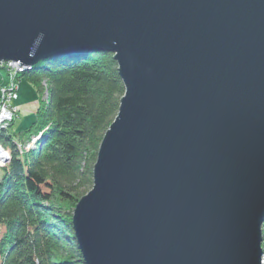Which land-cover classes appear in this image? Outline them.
I'll return each instance as SVG.
<instances>
[{
  "label": "water",
  "instance_id": "1",
  "mask_svg": "<svg viewBox=\"0 0 264 264\" xmlns=\"http://www.w3.org/2000/svg\"><path fill=\"white\" fill-rule=\"evenodd\" d=\"M113 55L125 88L73 230L85 264H262L264 0H0V67Z\"/></svg>",
  "mask_w": 264,
  "mask_h": 264
},
{
  "label": "trees",
  "instance_id": "2",
  "mask_svg": "<svg viewBox=\"0 0 264 264\" xmlns=\"http://www.w3.org/2000/svg\"><path fill=\"white\" fill-rule=\"evenodd\" d=\"M22 80L39 108L29 129L12 134L14 121L1 133L11 158L0 170V262L85 264L73 213L93 188L100 145L125 95L118 65L110 53L63 54L21 73ZM48 184L50 192L40 193Z\"/></svg>",
  "mask_w": 264,
  "mask_h": 264
},
{
  "label": "built area",
  "instance_id": "3",
  "mask_svg": "<svg viewBox=\"0 0 264 264\" xmlns=\"http://www.w3.org/2000/svg\"><path fill=\"white\" fill-rule=\"evenodd\" d=\"M18 65L19 63H8L3 65L5 71L9 74L11 83L0 88V137L2 131L5 130L10 123L14 122L19 115L18 108L14 106V103L18 99L19 85L17 77L28 69L22 67V65L21 67ZM45 99H48V93H46ZM34 143L35 139H33V141L27 146L26 150L32 148ZM10 158V151L6 149L0 141V170L9 163ZM262 264H264V255L262 258Z\"/></svg>",
  "mask_w": 264,
  "mask_h": 264
},
{
  "label": "rangeland",
  "instance_id": "4",
  "mask_svg": "<svg viewBox=\"0 0 264 264\" xmlns=\"http://www.w3.org/2000/svg\"><path fill=\"white\" fill-rule=\"evenodd\" d=\"M10 83L11 81L8 73L5 71L3 66L0 67V88L9 85ZM18 85V99L14 103V106H16L19 110V117L15 120V123L10 130L12 134H16L29 129L35 122L36 113L39 108V97L34 88L26 80H22ZM0 141L3 143L2 139ZM50 190V184L44 185L39 189L40 193L42 194H48Z\"/></svg>",
  "mask_w": 264,
  "mask_h": 264
}]
</instances>
